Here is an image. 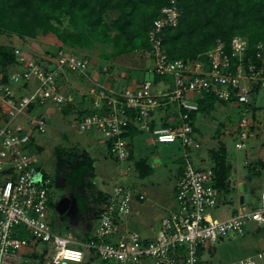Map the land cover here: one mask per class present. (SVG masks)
<instances>
[{
  "label": "built area",
  "instance_id": "2783aa9c",
  "mask_svg": "<svg viewBox=\"0 0 264 264\" xmlns=\"http://www.w3.org/2000/svg\"><path fill=\"white\" fill-rule=\"evenodd\" d=\"M180 15L176 0H169L148 33L150 55L155 60L153 70L172 76L170 87L155 92L154 81L144 79L117 96L99 87L100 96H92L91 106L96 110L77 115L80 130L99 131L111 153L120 162L129 163L122 169L124 174L135 164L130 158L131 144L123 136L131 122L140 131L152 132L158 142L180 141L186 147L198 148L190 118L205 93L239 109L235 131L240 140L236 147H244L253 135L255 119L250 103L254 87L264 88V40L256 44L260 63L245 60L248 39L243 36L236 41L232 55L219 39L204 57L169 58L161 32L176 26ZM15 53L19 69H9L8 74L0 69V264H82L91 255L104 264H208L203 253L211 245L227 237L244 236L250 224L255 229L264 227V187L256 206L249 196L232 216L214 217L211 209L218 205L221 195L214 185L215 173L209 166L196 165L185 149L176 181L175 206L161 218L154 236H144L124 221L134 202L146 198L136 182L117 183L108 191L91 238L79 239L55 230L50 212L54 177L45 176L38 168L42 163L35 147L40 144L37 135L48 131V114L44 110L38 114V106L52 101L59 107L73 101L59 83L61 74L66 69L84 73L90 60L62 50L57 59L50 57L51 62L44 64L20 45L15 46ZM174 102L181 124L153 126L155 111ZM18 115L27 116L26 123H17ZM39 242L47 243L40 251ZM227 264H264V247L256 255Z\"/></svg>",
  "mask_w": 264,
  "mask_h": 264
},
{
  "label": "rangeland",
  "instance_id": "374dc122",
  "mask_svg": "<svg viewBox=\"0 0 264 264\" xmlns=\"http://www.w3.org/2000/svg\"><path fill=\"white\" fill-rule=\"evenodd\" d=\"M118 12L110 11L106 15V21H111L116 18ZM54 22L59 24L61 27L74 28L75 26L70 21L67 16H63L62 22ZM117 30H110V34L113 35ZM59 40L55 34H38L36 37H28L26 39H21L17 35H8L6 33L0 32V43L11 44V45H24L28 48L29 52L34 53L35 59H40L42 63L48 64L51 62V58L55 59L57 57L52 54L57 51ZM65 52H75L79 56L88 55L90 58V63L87 70L84 73H79L77 71H71L66 69L64 72L66 79L70 82L60 83L61 87L65 91L75 92L73 106L71 110L66 112L63 107L66 105H61L57 107L52 101L45 106H38L39 111L44 110L48 114V131L44 134H38L36 139L40 143L42 149H36L41 157V163L53 174L55 169V153L54 147L59 144H65L66 146H79L85 147L90 151V153L95 157V181L96 186L110 190L117 183H132L137 180L146 193V198L143 205L148 207L153 211L151 216H148V221L150 225L147 227L142 226L141 218L138 214L131 217H126L125 222L131 223L132 228L139 230L143 235H146L150 230L157 229L159 222L164 214L169 211L170 205L174 202V192L170 188V184L174 177V174L180 170L182 158L184 159L185 149L191 151L192 147H186L180 141L172 143H161L152 140L148 144L145 143V149L142 150L139 146L138 140L134 141L135 146V159L141 156H148L153 160L158 161L159 164L154 166V172L145 178H134L139 175L135 164H132L129 172L122 173L123 168H127L129 163L120 162L116 156H114L110 150H108L109 143L99 142V137L102 134L99 131H82L79 129V120L77 118L78 111L92 107L90 100H82L83 97L95 96L99 97L100 94L97 88L105 89L109 94L117 96L123 94L127 83V78L131 76H139L145 79H155L156 82L159 80L162 84L167 82V79L172 85V76L160 75L154 72V57L150 55V50L147 48H135L130 52H124L117 55H112L105 57L109 51H113V44L111 41L104 40H94V44L90 48H64ZM59 50V51H62ZM31 52V53H32ZM51 53V54H48ZM58 53V52H57ZM51 57V58H50ZM57 59V58H56ZM56 62V61H55ZM19 69L17 65H12L10 70ZM67 76L69 78H67ZM163 80V81H162ZM36 82V80H35ZM161 83L153 85V90L158 92V90L166 89L167 86H162ZM137 85V84H136ZM135 84L132 86H136ZM65 86V87H64ZM131 87V86H128ZM68 89V90H67ZM92 91V92H91ZM74 94V93H73ZM77 97V98H76ZM250 103L253 108V114L255 119V126L253 127V135L250 136L244 147H236L235 143L240 140L238 133L235 131L237 128L238 119L240 118V111L238 108L234 107L233 104H225L226 107L222 113L219 109L215 112L219 115V118H225L228 122L229 134L221 136H210L216 131L218 120H214V125L212 124L207 132V136L199 141L198 151L201 156L205 155L208 158L205 167L212 165L214 163L213 159L210 158V150H218L221 141L227 146L228 159L232 163L230 181L231 189L230 193H222L220 195V200L217 205V213L215 216L225 217L231 214L232 216L239 203L242 189L239 187V181L241 183L247 182V193L250 196L253 206H256L257 201L260 197L261 190L264 187V88L259 87L251 96ZM171 104V103H170ZM42 107V108H41ZM166 109L167 106L162 107ZM172 111L170 116L174 119L173 121L180 122L178 116L177 103H172ZM170 109V110H171ZM169 111V110H168ZM197 112V111H196ZM222 113V114H221ZM221 114V115H220ZM202 115V113H200ZM221 116V117H220ZM208 117V116H207ZM209 118V117H208ZM167 119V116L166 118ZM27 116L18 115L15 121L19 123H26ZM17 122V123H18ZM176 122V123H177ZM153 126L157 125H167L165 122H157L154 120ZM175 124V123H173ZM93 137L97 139L98 142L93 141L89 144V140ZM103 137V136H102ZM147 137H154L152 132H147ZM104 139V138H103ZM107 144V148L106 145ZM170 146L169 151L165 150V147ZM37 144H35V147ZM105 147V148H104ZM143 147V146H141ZM163 149V150H162ZM133 159V158H131ZM203 164V163H202ZM250 172V169H253ZM251 174V179L247 176ZM140 176V175H139ZM142 183V184H141ZM245 192V191H244ZM54 197L59 198L58 202L63 197H68L70 199V208L61 214L57 210L56 214H51V221L53 222V227L64 234L72 235L73 237L82 238L85 234L84 222L85 215L79 213L78 206L75 196L71 193L70 188L67 186L66 182L63 186L58 185L55 182V195ZM57 202V203H58ZM132 218V220H131ZM97 220L93 221L91 227V232L95 230ZM134 221V223H133ZM141 223V224H140ZM148 222L146 223V225ZM134 226V227H133ZM150 226V227H149ZM87 230L90 231L89 228ZM264 241V229L260 232L253 230V224H250L247 233L244 236H234L228 237L224 240L218 241L211 248V251L206 253V263L208 264H223L231 260H238L240 257H245L248 255H256V253L263 247ZM47 246V243L39 242L37 245V250L40 251ZM89 260H92L94 264H104L97 256H89ZM88 261L85 260L84 262ZM83 262V263H84Z\"/></svg>",
  "mask_w": 264,
  "mask_h": 264
},
{
  "label": "trees",
  "instance_id": "16d2710c",
  "mask_svg": "<svg viewBox=\"0 0 264 264\" xmlns=\"http://www.w3.org/2000/svg\"><path fill=\"white\" fill-rule=\"evenodd\" d=\"M168 2L169 0H0V32L17 35L21 39L33 38L38 34H55L59 42L53 56H56L59 50L68 47L90 48L95 39L111 41L113 51L105 54V57H108L130 52L138 47L149 49L151 45L148 33L153 20L161 15L162 8ZM176 2L181 9L179 22L176 26H168L161 32L169 58L195 59L216 46L219 39L224 42L225 51L232 55L236 41L243 36L248 39L245 60L260 63V59L256 57V44L264 40V0H176ZM110 11H116L118 15L111 21H106V15ZM63 16L70 19L75 26L73 29L61 27L53 21L55 19L62 22ZM112 29L117 30L113 35L110 34ZM15 46L0 43V69L7 74L12 65L18 63ZM84 56L90 58L88 55ZM235 58L233 57V60L237 59ZM7 74L4 75V80L8 79ZM62 74L59 83L64 81ZM254 88L256 91L259 87ZM73 101L63 107L66 112L71 110ZM218 101L229 104L212 93H205L199 99L198 110L211 112ZM90 102L93 103L92 95ZM167 108L171 109L172 104L167 105ZM93 110L96 109L84 108L78 111V116ZM196 111L191 112L190 121L193 126ZM165 124L170 123L165 121ZM173 125L178 126L180 122ZM224 127L225 121H219L215 136H220ZM138 131L140 130L131 122L123 136L132 144V138ZM36 148L42 149L39 144ZM227 151V146L222 141L218 150H210V158L214 163L209 167L215 173L214 185L222 193L232 192L230 181L232 163L228 159ZM54 153L53 184L57 183L60 176L66 178L65 182L76 198L79 213L86 217L83 228L85 234L82 238H91V229L87 230L86 225L88 222L93 225V221L98 219L109 197L106 190L96 186L95 157L85 147L66 146L62 143L54 147ZM134 153L131 146L130 158L135 160L139 175L143 177L153 172L154 165L149 158L141 156L135 159ZM184 161L185 158H182L179 173ZM38 168L45 176L52 174L43 164H39ZM252 170L254 168L250 169V172ZM50 204L55 207L57 202L51 201ZM263 229L264 227L257 230L261 232ZM22 234L29 236L24 232ZM82 264L94 263L88 260Z\"/></svg>",
  "mask_w": 264,
  "mask_h": 264
},
{
  "label": "crops",
  "instance_id": "0c3cea01",
  "mask_svg": "<svg viewBox=\"0 0 264 264\" xmlns=\"http://www.w3.org/2000/svg\"><path fill=\"white\" fill-rule=\"evenodd\" d=\"M24 48L25 49H27L28 50V48L26 47V46H24ZM32 52V51H31ZM66 75H67V73L65 74V72H64V74H62V79L64 80L62 83H64V85L67 83V82H70V81H68L67 79H66ZM67 78H69L68 76H67ZM145 78H140L139 76L137 77V76H131V77H128L127 78V83L125 84V85H127L126 87H128V86H132V85H136V84H138V83H140L141 81H143ZM161 78H159V80H158V82H156V80L155 79H153V81H154V85H156V84H158V83H161L160 80ZM151 80V79H150ZM163 81V80H162ZM165 84H162L161 83V87L162 86H167V88L168 87H170L171 86V82H169V80L167 79V82H164ZM66 86V85H65ZM64 86V87H65ZM68 90V89H67ZM156 90H159V89H156ZM67 92H69L73 97L75 96V95H77V94H75V92H70V91H67ZM77 98V97H76ZM82 100H90V96H87L86 95V97L84 98L83 97V99ZM230 104V103H229ZM225 107H226V105L224 104V103H222V102H220V101H218L217 103H216V105H215V108L211 111V112H209V111H200V110H198L197 112H196V114H195V119H194V133H195V135L197 136V138L200 140V141H202L203 140V138L205 137V135L207 136L208 134H207V132L209 131V128L210 127H212L211 125L213 124H215L214 123V120L215 119H217L218 120V122L219 121H221V120H224L225 121V127H224V129H223V131H222V133H221V135H227V134H229V131L227 130L228 129V122L225 120V118H219V115L218 114H216L215 112L219 109L220 111H222V113H224L223 111L224 110H226L225 109ZM235 107V106H234ZM169 110V111H168ZM172 111V109L170 110L169 108H167V114H166V109L165 108H160V109H158L157 111H155V113H154V120H156L157 122H159V123H163V122H168V123H170V124H173V123H176L177 121H173V119H174V117L172 118L171 116H170V112ZM200 113H202V115H200ZM221 113V114H222ZM220 114V115H221ZM166 116H167V119H165L166 118ZM209 118H208V117ZM221 117V116H220ZM215 135V132H213L210 136H214ZM220 135V136H221ZM204 136V137H203ZM90 138H92L91 140H89V144L91 143V142H93V141H96V142H103V143H106L105 142V140L103 139V137L101 136V137H99V140L97 141V139H95V138H93V137H90ZM136 140H138V142H139V144H141V146H143V147H141V146H139L142 150H144L145 149V143L146 144H148L149 142H151L152 140H154V138L152 137V138H148L147 137V132H143V131H138L135 135H134V137L132 138V144H131V146L133 147V149H134V152H135V146H134V141H136ZM155 141V140H154ZM106 145V148H107V144H105ZM105 148V147H104ZM169 149H170V146H168L167 145V147H165V150L168 152L169 151ZM163 150V149H162ZM190 152V156H191V158H192V160L194 161V163L196 164V165H198V166H204V165H206L204 162H206V160L208 159V158H205L206 156L205 155H203V156H201L200 155V153H199V151H198V148H192L191 149V151H189ZM136 153V152H135ZM134 153V154H135ZM144 156V155H143ZM205 156V157H204ZM145 157H148V156H146L145 155ZM149 158V157H148ZM154 158H158V157H154ZM154 158H153V160H151V158H149V161L154 165V166H156V165H158L159 164V162L158 161H156V160H154ZM203 163V164H202ZM209 166H210V164H209ZM96 167V166H95ZM205 167V166H204ZM153 172H154V170H153ZM153 172H151L150 174H152ZM150 174H148V175H146V176H143V177H141V176H139V175H137V176H135L134 178L136 179V178H138V177H141V178H145V177H147V176H149ZM179 174V170H178V173L176 172L175 174H174V177H173V179H172V182H171V184H170V188L173 190V192H174V202L170 205L171 207L169 208V210L170 209H172V208H174V206H175V187H176V181H177V178H178V175ZM137 180H135V181H133V182H136ZM142 184V183H141ZM244 185V183H241L240 181H239V187L241 188L242 186ZM105 190V189H104ZM111 190V189H110ZM107 192L109 191V190H106ZM242 193H244V192H241V194ZM144 200L145 199H143V200H137V201H135L134 202V204H133V209H132V212L127 216L128 217V220H129V217L131 216H133L134 215V213L137 215H139V216H142V218H141V222H142V226L145 228V227H147L148 225H150V223H149V221H148V216H151L152 214H153V211L152 210H150L148 207H146L145 208V206L143 205V202H144ZM240 203H241V201L239 200V203L237 204V206L235 207V209L236 208H238L239 207V205H240ZM216 210H218L217 209V206L216 207H214L213 209H211V214L214 216V217H218V218H228V217H230V215L231 214H229V215H226L225 217H222V216H215L214 214L215 213H217V211ZM165 215V214H164ZM163 215V216H164ZM162 216V217H163ZM131 220H132V218H131ZM161 221V220H160ZM148 222V224L146 225V223ZM133 223H134V221H133ZM127 224H128V222H127ZM141 224V223H140ZM159 224H160V222H159ZM129 225V227H131L132 228V226H131V223H129L128 224ZM134 227V226H133ZM150 227V226H149ZM158 227H159V225H158ZM157 230H158V228L155 230V229H153V230H150V232L148 233V234H146V235H144V236H148V237H152V236H154L155 234H156V232H157ZM253 230L254 231H258L257 229H255V226L253 225ZM228 238V237H227ZM222 240H224V239H222ZM221 241V240H220ZM215 245V244H214ZM214 245H211L209 248H207V249H205L204 250V253H203V256L205 257V259H206V253L207 252H209V251H211V248L214 246ZM263 247H264V241H263ZM262 247V248H263ZM235 260V259H234ZM231 261H233V260H231ZM231 261H228V262H226V263H223V264H227V263H229V262H231ZM211 264H212V262H211ZM222 264V263H221Z\"/></svg>",
  "mask_w": 264,
  "mask_h": 264
},
{
  "label": "water",
  "instance_id": "95a60500",
  "mask_svg": "<svg viewBox=\"0 0 264 264\" xmlns=\"http://www.w3.org/2000/svg\"><path fill=\"white\" fill-rule=\"evenodd\" d=\"M247 178H248V179H251V174H249V175L247 176ZM65 180H66L65 177H62V176L58 177V179H57V183H58V185L63 186L64 183H65ZM241 189H242L243 192H244V191H245V192L241 194V196H240V201H241V202H244L245 200L248 201V199H249V194L246 192V191H247V182L244 183V185L241 187ZM68 209H69V212L72 211V209L70 208V199H69L68 197H63V198H61L60 201L57 203V210H58L61 214H63V213H64L65 211H67ZM86 226H87V228L91 229V227H92L91 222H88Z\"/></svg>",
  "mask_w": 264,
  "mask_h": 264
},
{
  "label": "flooded vegetation",
  "instance_id": "af4514ba",
  "mask_svg": "<svg viewBox=\"0 0 264 264\" xmlns=\"http://www.w3.org/2000/svg\"><path fill=\"white\" fill-rule=\"evenodd\" d=\"M54 195H55V189H54ZM53 199H54V202H58V200H59V198H57V197H54ZM56 206L55 207L51 206V209H50L51 214H52V212H53V214H56Z\"/></svg>",
  "mask_w": 264,
  "mask_h": 264
}]
</instances>
